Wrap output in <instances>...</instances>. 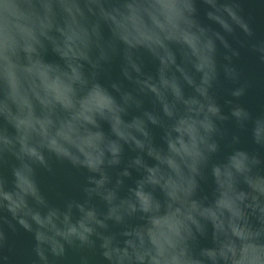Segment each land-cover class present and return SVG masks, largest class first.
<instances>
[{"label":"water","instance_id":"95a60500","mask_svg":"<svg viewBox=\"0 0 264 264\" xmlns=\"http://www.w3.org/2000/svg\"><path fill=\"white\" fill-rule=\"evenodd\" d=\"M0 264H264V0H0Z\"/></svg>","mask_w":264,"mask_h":264},{"label":"clouds","instance_id":"9594fccd","mask_svg":"<svg viewBox=\"0 0 264 264\" xmlns=\"http://www.w3.org/2000/svg\"><path fill=\"white\" fill-rule=\"evenodd\" d=\"M7 147V141L0 138V152H2Z\"/></svg>","mask_w":264,"mask_h":264}]
</instances>
